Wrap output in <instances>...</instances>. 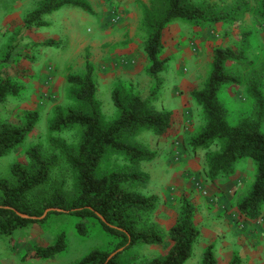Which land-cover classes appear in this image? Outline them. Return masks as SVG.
Wrapping results in <instances>:
<instances>
[{
    "label": "rangeland",
    "instance_id": "rangeland-1",
    "mask_svg": "<svg viewBox=\"0 0 264 264\" xmlns=\"http://www.w3.org/2000/svg\"><path fill=\"white\" fill-rule=\"evenodd\" d=\"M44 1L0 0V76L21 88L19 94L0 100V125L20 124L27 109L40 112V119L26 140L0 156V179L14 181V163L30 167L26 150L39 145L45 158L56 156L57 161L47 184L29 194L28 204L38 207L52 199L55 189L69 198L75 196L77 174L52 138L62 137L77 146L80 132L72 129L58 133L51 124L58 105L84 108L76 98V85L68 77L85 72L89 55L95 66L97 98L106 123L119 115L112 100L115 88L128 95L139 94L148 100L151 109L172 114L171 127L162 135L142 129L128 137L129 142L153 150V159L136 162L111 149L97 170L99 175L111 171L146 172L147 181L125 185L144 195L158 196L155 209L139 212L138 216L142 226H155L164 241L124 251V263L147 264L167 253L172 245L169 229L180 219L183 201L189 199L196 207L195 221L201 233L185 264H201L209 245L218 264H264V204L256 220L243 217L237 210L239 200L255 180L254 159L240 158L232 174L211 179L207 157L219 150L220 144L192 148L193 137L207 123L193 91L204 87L215 48L238 50L244 33L248 34L246 53L251 62H227L232 75L240 81L223 85L219 99L233 124L256 118L247 81L256 80L264 93V19L257 16L264 0H195L205 4L211 13L225 12L238 4L242 9L231 22L199 25L180 18L170 20L163 36V56H168L169 61L158 77L148 72L150 61L144 50L148 32L142 23L144 6L157 0H87L92 12L64 5L39 22L27 24V18ZM50 40L56 45L46 44ZM262 122L264 129V119ZM79 221L76 215L53 211L43 222L30 223L12 234L0 233V264H75L92 249L112 250L116 246L117 241L98 220L88 218L85 235L78 231ZM60 234L66 237V250L50 258L33 255L36 247L55 243Z\"/></svg>",
    "mask_w": 264,
    "mask_h": 264
},
{
    "label": "trees",
    "instance_id": "trees-1",
    "mask_svg": "<svg viewBox=\"0 0 264 264\" xmlns=\"http://www.w3.org/2000/svg\"><path fill=\"white\" fill-rule=\"evenodd\" d=\"M64 5L80 7L88 12L93 8L87 0H45L27 18V24L39 22L43 16ZM242 5L231 6L221 13H211L208 7L195 0H157L151 6H144V24L148 36L144 50L150 61L148 72L155 77L166 68L169 57L163 56L164 31L170 20L180 18L199 25L217 22H231L241 12ZM257 16L264 19V6ZM247 37L244 33L238 50L232 47H216L210 74L204 87L194 90L195 99L201 104L207 123L192 139L194 150L206 149L219 143L220 149L209 153L207 157L208 175L211 179L230 175L240 158L251 157L256 163L255 180L248 193L239 200L237 210L248 219L256 220L261 216L264 204V93L254 79L247 81V92L255 103L256 118L242 119L233 124L228 118V109L221 103L219 92L223 85L238 83L232 75L227 62L250 63L247 56ZM56 41L46 42L56 45ZM68 81L76 85V98L84 108H55V118L51 129L61 133L76 129L80 132L77 146H73L62 137H53L52 143L67 158L78 178L75 196L69 198L59 189H55L52 199L42 202L38 207L28 204L29 194L49 181L57 157L45 158L39 145L27 151L31 166L14 163L12 172L14 181L0 179V233L12 234L15 230L33 222H43L46 218L23 217L41 216L48 207H58L61 211L80 218L77 228L85 235L88 230V218H95L101 226L117 241L112 250L92 249L75 264H125L123 252L140 244H161L164 235L153 225L142 226L139 212L155 209L158 196L144 195L126 187L127 182L147 181L149 174L142 171H111L99 175L98 167L108 150H116L136 162L151 160L155 152L128 141L142 129H150L162 135L171 127V112L153 110L143 96L128 95L120 88L112 92V100L119 115L112 122L103 119L101 103L97 98L95 66L87 55L85 72L69 75ZM161 83L158 78V84ZM20 86L9 78L0 76V100L7 95H17ZM40 119V112L34 109L24 111L22 122L18 125L4 122L0 125V156L19 147L34 130ZM196 207L189 199L183 201L180 219L170 227L172 245L168 252L156 256L147 264H185L193 254V247L200 236V228L195 221ZM50 213V212H49ZM48 213V215H49ZM103 217L104 220L101 218ZM67 248L66 237L60 234L53 244L38 246L33 255L50 258ZM123 248L108 260L111 252ZM201 264H218L213 247L207 246L203 252Z\"/></svg>",
    "mask_w": 264,
    "mask_h": 264
},
{
    "label": "water",
    "instance_id": "water-1",
    "mask_svg": "<svg viewBox=\"0 0 264 264\" xmlns=\"http://www.w3.org/2000/svg\"><path fill=\"white\" fill-rule=\"evenodd\" d=\"M53 211H61V209L58 208V207H48V208L44 211V213H42L41 216H31V215H28V214H25V213H20V212H19L18 214L22 215L23 217H31V218H34V219H36V218L44 219V218H46V217L48 216V213H49V212H53ZM101 218L104 220L103 217H101ZM120 251H123V248H119V249H117V250L111 252V253L109 254V256H108V260H110L112 257H114V256H115L118 252H120Z\"/></svg>",
    "mask_w": 264,
    "mask_h": 264
}]
</instances>
